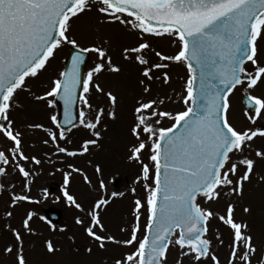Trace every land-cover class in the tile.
<instances>
[{"label": "snow or ice", "instance_id": "obj_1", "mask_svg": "<svg viewBox=\"0 0 264 264\" xmlns=\"http://www.w3.org/2000/svg\"><path fill=\"white\" fill-rule=\"evenodd\" d=\"M91 11L100 15L101 23L119 22L138 35L139 42L124 47L122 56L138 67L140 94L132 108L129 135L134 142L128 160L139 164L135 183L142 184L144 195L139 196L136 187L131 189L136 197L131 209L133 222L121 227L127 236L118 239L106 234L100 217L108 198L98 197L85 212L63 187V197L89 219L85 226L78 216L76 223L84 226L101 250L109 244L126 249L114 264H169L173 249L177 252L173 264H221L222 228L228 240L225 264H253L258 248L248 222L237 220L236 208L253 175L264 181V175L256 173L257 161H264V148L252 147L256 138H264V126H257L258 120L264 119V95L255 94L264 83V63L259 59L264 0H0V177L7 176L10 168L30 191L33 174L26 165L42 163L36 155L25 153L24 132L12 116L22 107L17 100L21 91L47 109L63 104L62 118L56 111L48 114L50 126L37 122L24 125L43 133L42 144L54 147V155H87L99 146L104 117L116 118L120 97L112 89L105 90L96 77L105 71L120 73L121 67L113 63L107 47L93 44L80 48L69 36L72 21ZM148 37L171 38L176 51L154 50L157 60L150 61L144 55L151 48ZM65 44L79 48L71 55L70 65L50 79L45 91L32 92L27 81L46 71ZM88 53H95L98 62L85 74L81 65ZM173 64L187 71L177 94L183 109L175 112L164 109L165 97L153 94L154 84L171 82L168 69ZM238 90L244 93L243 114L249 124L243 128L237 127L230 115L231 96ZM165 119L173 121L170 126H163ZM73 129L85 135L74 142L69 138ZM74 143L75 147H70ZM68 168L71 171L63 173L65 186L70 184L72 172H81L73 164ZM95 171L101 173L102 169L96 165ZM84 179L91 184L86 174ZM3 188L0 184V191ZM103 189L101 179L96 191ZM48 194L45 189V197ZM111 195L124 193L113 191ZM223 196L229 197L223 209H215L213 205ZM10 201L12 207L25 201L38 203L29 195L14 192ZM241 207L245 214L251 212L250 206ZM145 212L147 222L142 225ZM34 215L28 211L22 219L24 232L35 234L30 223ZM6 216L11 217L12 212ZM214 220L217 226L212 239L209 234ZM10 231L14 242L4 251L15 250L14 264H27L21 230ZM45 248L48 253L58 251L51 239L45 241ZM256 264H264V256L256 259Z\"/></svg>", "mask_w": 264, "mask_h": 264}, {"label": "rangeland", "instance_id": "obj_2", "mask_svg": "<svg viewBox=\"0 0 264 264\" xmlns=\"http://www.w3.org/2000/svg\"><path fill=\"white\" fill-rule=\"evenodd\" d=\"M100 15L95 12H85L82 16L72 21V30L70 37H74L80 48L88 47L95 44L97 47L104 46L109 50L113 63L119 65L122 69L120 73L103 72L96 77L97 82L101 83L105 90L112 89L115 94L120 97V103L117 105L115 112L116 118L110 119L107 115L104 122L100 126L102 138L99 140V146L93 147L92 150L84 156L66 157L54 155V147L42 144L44 134L36 131L28 130L24 125L37 122L50 126L48 114L57 109H47L43 105L36 104L30 97L31 94L21 91L17 100L22 107L17 108L12 116L24 132V151L27 155H36L41 159L40 165L27 164V169L32 172L30 191L24 188V180L18 175H13L11 169L9 174L4 176L2 184L4 185L3 194L0 195V264H14L15 250L12 253H6L4 249L13 244L14 237L10 228H18L24 236V255L28 264H114L115 259L119 258L126 249L109 244L104 250H101L95 242L86 234L84 226L76 223V217L84 220V225L89 223L85 212L90 208L95 199L98 197H106L109 204L102 207L100 217L107 229L106 234H112L118 239L126 238L127 234L120 231L124 227L133 222L131 209L133 201L136 198L131 189L136 187L137 194L141 197L144 195L142 184L135 183L136 177L140 173L139 164L130 162L129 147L134 142L129 135V127L132 120V108L136 98L140 94V88L137 83L138 67L130 61H126L122 56L124 47L135 46L138 42V35L130 32L124 25L116 23H101ZM151 42V48L148 53L144 54L150 61H155V51H162L171 54L176 48L171 43V38L165 37L156 39L147 38ZM107 40L109 43L104 44ZM70 45L65 44L55 53L47 70L42 72L37 79H29L28 87L32 92L40 94L47 89V85L59 71L62 70L63 60L67 55ZM260 62L264 63V40L260 42ZM91 54V63L86 69V73L92 68L98 58L95 53ZM251 67V65H249ZM172 79L167 85L157 83L153 85V94H159L165 97L164 109L169 111H178L183 109L182 101L177 100V94L182 90V82L186 79L187 71L182 66L173 64L169 69ZM243 90H238L231 96V119L239 128L249 126L248 121L244 117V111L240 106V94ZM256 95H264V83L255 89ZM170 97L171 99H167ZM93 98V103H96ZM106 111H108L106 107ZM173 121L167 119L162 121L163 126L167 127ZM106 125V130L104 126ZM257 126H264V119L257 122ZM85 133L73 129L69 133V138L74 142L79 141ZM2 143V142H0ZM34 145V146H33ZM70 147H75V143ZM255 148H264V138H256L252 145ZM48 153V156H45ZM147 153H145V156ZM68 164H73L81 172H72L69 177L70 184L64 185L65 171H71ZM99 165L102 169L101 173L95 171V166ZM256 173L264 175V161L258 160L256 163ZM87 175L91 184L85 181L84 176ZM103 179L105 189L99 192V181ZM14 185V186H13ZM66 187L68 192L73 195L85 209L82 212L69 204L67 199L63 197L62 188ZM47 189L49 194L44 195ZM123 192V196L112 197V192ZM29 195L38 203L19 202L15 207L11 206L10 194ZM60 197L59 200L56 198ZM234 198V197H233ZM229 197L223 196L218 204L213 205L217 210H222L224 203ZM241 205L251 207V212L245 214ZM47 207L56 208L62 212L61 219L54 226H47L42 210ZM8 211L12 212V216H6ZM28 211L34 212L31 220V227L35 234L24 232L21 228L22 219ZM237 220L244 219L248 222L250 233L254 237V243L257 245L258 252L253 260L264 256V181L258 179V175H253L252 182L245 185L244 196L239 201L236 208ZM147 222V214L145 212L142 217V225ZM217 221H212L211 232L209 238L214 239ZM225 232V245L219 250L221 264H225L227 255V231ZM144 231L141 229L139 236L143 238ZM51 239L58 249L54 253H48L45 248V241ZM92 251L89 252L88 249ZM177 258L176 249L169 254V264H173ZM187 264V261H185Z\"/></svg>", "mask_w": 264, "mask_h": 264}, {"label": "water", "instance_id": "obj_3", "mask_svg": "<svg viewBox=\"0 0 264 264\" xmlns=\"http://www.w3.org/2000/svg\"><path fill=\"white\" fill-rule=\"evenodd\" d=\"M74 51H78V50H76V49H71L70 50V54H69V57L66 60L65 67L70 65L71 55L73 54ZM85 62H86V56H85ZM84 63L81 65L82 72H83ZM243 103H244V100H243ZM59 109H60L59 110V115L62 118V112H63V104L62 103L59 104ZM45 213H46L47 217L53 222H56L58 220V218H59V213L56 210H54V209H49Z\"/></svg>", "mask_w": 264, "mask_h": 264}]
</instances>
